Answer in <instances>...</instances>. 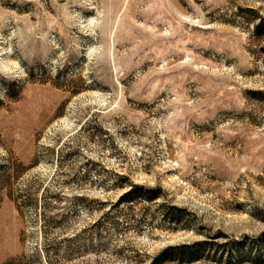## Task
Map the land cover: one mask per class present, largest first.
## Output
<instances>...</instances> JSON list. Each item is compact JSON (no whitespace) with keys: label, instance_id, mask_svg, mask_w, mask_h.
Instances as JSON below:
<instances>
[{"label":"rangeland","instance_id":"1","mask_svg":"<svg viewBox=\"0 0 264 264\" xmlns=\"http://www.w3.org/2000/svg\"><path fill=\"white\" fill-rule=\"evenodd\" d=\"M261 18L0 0V264H264Z\"/></svg>","mask_w":264,"mask_h":264},{"label":"trees","instance_id":"2","mask_svg":"<svg viewBox=\"0 0 264 264\" xmlns=\"http://www.w3.org/2000/svg\"><path fill=\"white\" fill-rule=\"evenodd\" d=\"M263 29H264V18H261V22L256 27V31L259 34V33H261V31ZM143 190L144 189L142 187H139V186L132 187V189L129 192H127L126 194H124L121 197V199L119 200V203L118 204L119 205H122L125 202H129V200H131V199H133V198H135L137 196H141V195H142V197H147V199L149 201H154V200L157 199V197H158L157 194H154V193H152V195L151 194H144L142 192ZM163 260H165V256H162V257H159V258L155 259V261L152 264H160V263H162Z\"/></svg>","mask_w":264,"mask_h":264}]
</instances>
